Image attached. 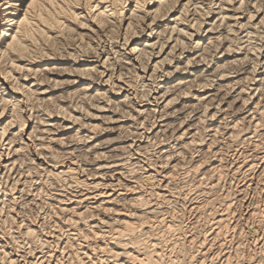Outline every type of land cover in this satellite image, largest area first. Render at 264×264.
<instances>
[{
  "label": "bare ground",
  "instance_id": "obj_1",
  "mask_svg": "<svg viewBox=\"0 0 264 264\" xmlns=\"http://www.w3.org/2000/svg\"><path fill=\"white\" fill-rule=\"evenodd\" d=\"M30 3L0 0V264H264V0Z\"/></svg>",
  "mask_w": 264,
  "mask_h": 264
},
{
  "label": "snow or ice",
  "instance_id": "obj_2",
  "mask_svg": "<svg viewBox=\"0 0 264 264\" xmlns=\"http://www.w3.org/2000/svg\"><path fill=\"white\" fill-rule=\"evenodd\" d=\"M25 2H27V0H25ZM35 3H36V0H32V3L28 4V7L29 8H33L34 5H35ZM39 19L41 20V22H44V17L43 16L39 17ZM26 22H27V17H25V20L20 21L21 24H24ZM0 31H2V28H0ZM10 31H18V29H12ZM41 31H43V29H41ZM30 38L33 39V40H35L34 37H30ZM4 39L5 40L10 39L12 41V42L8 43V49L9 50H12V51H15L16 50L15 44L16 43H19V41L17 40V37L14 36V35H9V36H6ZM35 42H38V41H35ZM20 47H24V45L21 44ZM30 234H32V233H30Z\"/></svg>",
  "mask_w": 264,
  "mask_h": 264
},
{
  "label": "rangeland",
  "instance_id": "obj_3",
  "mask_svg": "<svg viewBox=\"0 0 264 264\" xmlns=\"http://www.w3.org/2000/svg\"><path fill=\"white\" fill-rule=\"evenodd\" d=\"M243 241H244V239H243Z\"/></svg>",
  "mask_w": 264,
  "mask_h": 264
}]
</instances>
